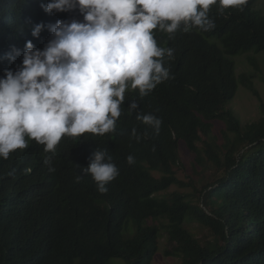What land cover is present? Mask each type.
<instances>
[{
    "label": "trees",
    "instance_id": "1",
    "mask_svg": "<svg viewBox=\"0 0 264 264\" xmlns=\"http://www.w3.org/2000/svg\"><path fill=\"white\" fill-rule=\"evenodd\" d=\"M257 1L223 10L212 5L215 26L207 31L154 30L157 45L173 49L164 57L170 78L143 97L126 90L115 131L64 136L55 152L26 138V148L0 158V264H152L162 230L172 244L166 255L181 264H264V100L249 77L237 75L233 60L264 53ZM42 3L48 0H0V77L22 64L23 55L4 58L13 46L23 52L31 41L43 50L53 38L49 24L83 22L78 9L47 13ZM38 24L45 27L34 37ZM240 85L259 100L261 118L248 125L228 108ZM148 113L162 120L159 132L137 119ZM218 123L225 127L222 141L214 134ZM182 144L199 181V169L214 170L201 190L196 178H178ZM96 150H106L119 170L104 193L81 171ZM192 224L210 238L198 239Z\"/></svg>",
    "mask_w": 264,
    "mask_h": 264
},
{
    "label": "clouds",
    "instance_id": "2",
    "mask_svg": "<svg viewBox=\"0 0 264 264\" xmlns=\"http://www.w3.org/2000/svg\"><path fill=\"white\" fill-rule=\"evenodd\" d=\"M227 9L246 0H48L47 13L78 9L83 22L73 19L49 24L52 39L43 50L31 41L21 49L12 47L5 59L14 62L23 55L16 71L5 69L0 77V158L24 149L27 139L55 152L62 137L85 133L104 135L115 131L121 104L129 88L141 97L170 78L164 57L173 49L161 48L153 36L159 28L169 34L183 26L213 28L208 12L212 5ZM38 24L32 35L44 29ZM139 105L133 101L130 109ZM137 119L159 132L162 120L139 114ZM27 138V139H26ZM134 163V157H127ZM50 158L45 160L48 164ZM54 170V169H50ZM90 175L98 191H107L119 170L106 150H96L81 170ZM77 181L82 179L76 177Z\"/></svg>",
    "mask_w": 264,
    "mask_h": 264
},
{
    "label": "rangeland",
    "instance_id": "3",
    "mask_svg": "<svg viewBox=\"0 0 264 264\" xmlns=\"http://www.w3.org/2000/svg\"><path fill=\"white\" fill-rule=\"evenodd\" d=\"M254 10L264 13V0H258L254 6ZM237 67V75L241 78L242 76L249 77L258 91L261 98L264 100V53L256 54L255 52H249L241 54L233 58ZM251 60H254L257 64V67L251 63ZM229 109H232L236 115L240 118L243 125H248L253 122H257L261 118V112L259 109V100L255 97L245 86L240 85L238 93L235 99L229 104ZM225 129L223 124H216L214 134L217 138L222 141V131ZM180 155H181V166L177 168L178 178L185 182H190L192 178H196L197 190H201L205 182L211 181L213 179L214 170L210 169L207 171L201 172L202 181L197 179L194 171V156L187 150L185 145L180 146ZM158 176V174H155ZM181 191L186 194H192L194 192L193 188L188 189H178L173 187V191ZM196 195V194H195ZM197 196V195H196ZM197 202V199H193ZM154 224H159V222H153ZM194 235L204 241L210 238L211 233L208 229L201 227L197 224H192L189 226ZM172 250V244L170 243L169 236L166 230H162L160 233V250L157 256L155 257L152 264H181V260L174 257H168L166 252ZM112 264H125L123 260H112Z\"/></svg>",
    "mask_w": 264,
    "mask_h": 264
}]
</instances>
